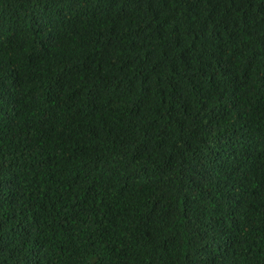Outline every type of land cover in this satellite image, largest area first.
Wrapping results in <instances>:
<instances>
[{"label":"trees","instance_id":"obj_1","mask_svg":"<svg viewBox=\"0 0 264 264\" xmlns=\"http://www.w3.org/2000/svg\"><path fill=\"white\" fill-rule=\"evenodd\" d=\"M0 264H264V0H0Z\"/></svg>","mask_w":264,"mask_h":264}]
</instances>
